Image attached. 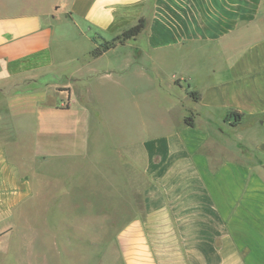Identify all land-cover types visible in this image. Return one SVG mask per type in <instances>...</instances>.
I'll return each instance as SVG.
<instances>
[{
    "label": "crops",
    "instance_id": "crops-1",
    "mask_svg": "<svg viewBox=\"0 0 264 264\" xmlns=\"http://www.w3.org/2000/svg\"><path fill=\"white\" fill-rule=\"evenodd\" d=\"M57 2L60 16L56 8L22 4L0 12V99L18 97L20 75L49 72L53 43L60 41L53 22L62 17L73 25L72 38L87 43L76 55L79 69L63 76L84 88L92 80L137 74L147 92L175 94L165 108L179 109L176 129L150 133L129 153L141 155L148 183L138 217L118 238L122 264H264V0ZM140 19L145 26L138 36L92 56L93 38L113 40ZM125 46L130 50L122 58ZM72 87L68 108L37 110L34 149L44 164L76 159L89 147L87 107ZM2 104L12 119V102ZM4 130L14 132V141L3 139ZM18 131L16 121L0 123L2 236L11 213L31 195L29 179L12 163Z\"/></svg>",
    "mask_w": 264,
    "mask_h": 264
},
{
    "label": "rangeland",
    "instance_id": "rangeland-1",
    "mask_svg": "<svg viewBox=\"0 0 264 264\" xmlns=\"http://www.w3.org/2000/svg\"><path fill=\"white\" fill-rule=\"evenodd\" d=\"M2 2L6 4L0 6V12L5 14L11 13L12 4L38 11H50L59 4L57 0ZM56 11L60 16V8ZM53 23L60 41L53 43L49 72L20 75L18 97L0 99L3 107L12 102L16 112L10 119L0 110V123L11 120L19 126L12 163L31 183L30 198L11 213L10 226L0 235V264H122L118 238L124 225L138 217L140 192L148 183L142 175L141 155L137 150L129 153L150 133L176 129L179 109L165 108L175 94L159 98L142 89L133 73L115 75L109 82L92 80L81 87L74 78L63 75L79 69L76 55L85 53L87 43L72 38L73 25L62 17ZM120 50L123 58L130 47ZM68 86H73L76 98L82 92L80 100L87 107L83 110L89 115L84 116L89 147L76 159H52L44 164L34 149L36 113L46 105L68 108ZM164 87L168 90L171 84L166 82ZM183 87L188 94L187 84ZM2 133L3 139L14 141V132L12 136L5 130ZM54 138H50L52 142Z\"/></svg>",
    "mask_w": 264,
    "mask_h": 264
},
{
    "label": "trees",
    "instance_id": "trees-1",
    "mask_svg": "<svg viewBox=\"0 0 264 264\" xmlns=\"http://www.w3.org/2000/svg\"><path fill=\"white\" fill-rule=\"evenodd\" d=\"M144 26V20L140 19L134 26L123 31L119 36H117L113 40L102 41L98 43L97 40L93 38L92 41L96 44V47L91 51L92 56H99L103 52L114 48L117 44H123L127 40L134 39L144 29ZM188 94L190 97L194 98V100L199 99L198 94L196 92H188ZM235 117L236 119L239 118V116L237 115ZM184 122L189 126L192 125L190 116L186 117L184 119Z\"/></svg>",
    "mask_w": 264,
    "mask_h": 264
}]
</instances>
